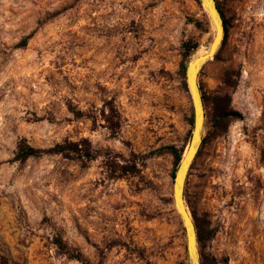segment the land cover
Segmentation results:
<instances>
[{
	"label": "rangeland",
	"instance_id": "obj_1",
	"mask_svg": "<svg viewBox=\"0 0 264 264\" xmlns=\"http://www.w3.org/2000/svg\"><path fill=\"white\" fill-rule=\"evenodd\" d=\"M216 1L224 43L199 71L205 142L184 199L206 264H264V0ZM214 31L199 0H0V264H188L170 147L192 131L183 45ZM22 138L94 158L20 162Z\"/></svg>",
	"mask_w": 264,
	"mask_h": 264
},
{
	"label": "water",
	"instance_id": "obj_2",
	"mask_svg": "<svg viewBox=\"0 0 264 264\" xmlns=\"http://www.w3.org/2000/svg\"><path fill=\"white\" fill-rule=\"evenodd\" d=\"M199 2L207 12L215 31L211 42L207 46V52L195 57L192 62H189L185 69L186 84L190 92L193 107V124L189 144L177 166L172 185L173 201L184 224L188 264H201L196 225L184 199L186 179L191 164L201 147L205 123V108L198 84V75L205 63L214 58L221 47L225 35L224 19L217 1L199 0Z\"/></svg>",
	"mask_w": 264,
	"mask_h": 264
},
{
	"label": "trees",
	"instance_id": "obj_3",
	"mask_svg": "<svg viewBox=\"0 0 264 264\" xmlns=\"http://www.w3.org/2000/svg\"><path fill=\"white\" fill-rule=\"evenodd\" d=\"M217 4L221 10L219 3H217ZM221 13L223 16L222 10H221ZM223 19H224V16H223ZM196 24H199V23H196ZM224 29L226 30L225 19H224ZM25 41H26V39L23 40V42H25ZM223 43H224V38H223L221 47H222ZM197 47H198V45H196V44L190 45L188 43H184V45H183V48H184L183 57L185 59H187L194 51H196ZM220 48H219L218 52L215 54L214 59L217 58L218 53L220 51ZM182 68L184 71L186 68V65L182 64ZM202 98H203V103L205 105L206 101H205V97L203 95H202ZM229 103H230V100H229V97L227 94H225L223 96V98L213 97L211 99L210 104L212 106V109L214 110V112H218V114H219L218 120L223 119V118H227L228 113H227L226 109L228 108ZM70 110L72 111V113L76 117L84 115L83 112H81L79 110H75L71 106H70ZM112 118H114V116H111L110 121L115 122V121H113ZM191 121L193 122V119H191ZM204 142H205V136H203L202 144ZM170 152L174 158V166L177 169V166L180 163L182 156H183V150H178L174 147H170ZM45 153L60 154L63 157L69 158V159L80 158V159H85V160H91L94 158V155H93V153H92V151H91V149L87 143H84L83 146H79V143L75 142V141H63L61 143H56L55 145H53L52 147H49L47 149H40V148H36V147L32 146L31 144H29V142L25 138H22L17 142L16 150L14 153V159L18 160L20 162H24L29 157H36V156H39V155H42ZM120 170H121L122 174L134 173L136 170V167L134 164L132 166H128V167L125 165H122L120 167ZM192 215L194 217V223L196 225L198 242H200L202 240V237L199 233L198 224H197L195 214L193 213V211H192ZM55 244H56L57 248L62 253L66 254L68 257L81 260L80 253H75V252L71 251L60 237L55 238ZM201 264H206L204 258L202 257V254H201Z\"/></svg>",
	"mask_w": 264,
	"mask_h": 264
},
{
	"label": "bare ground",
	"instance_id": "obj_4",
	"mask_svg": "<svg viewBox=\"0 0 264 264\" xmlns=\"http://www.w3.org/2000/svg\"><path fill=\"white\" fill-rule=\"evenodd\" d=\"M206 52H207V47H200L199 49H197V50L194 52V54H193L192 57H191L190 62H192L193 59H194L195 57H198V56H200V55H203V54H205Z\"/></svg>",
	"mask_w": 264,
	"mask_h": 264
}]
</instances>
